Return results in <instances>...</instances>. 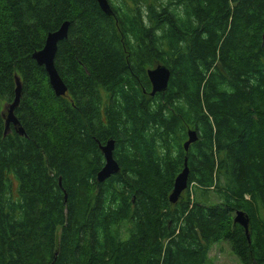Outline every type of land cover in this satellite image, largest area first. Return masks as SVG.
Returning a JSON list of instances; mask_svg holds the SVG:
<instances>
[{"label":"trees","instance_id":"trees-1","mask_svg":"<svg viewBox=\"0 0 264 264\" xmlns=\"http://www.w3.org/2000/svg\"><path fill=\"white\" fill-rule=\"evenodd\" d=\"M106 1L0 0V106L22 84L18 124L0 115V264H206L219 241L264 264V0ZM66 22L47 101L32 55ZM109 140L120 170L98 182Z\"/></svg>","mask_w":264,"mask_h":264},{"label":"water","instance_id":"water-1","mask_svg":"<svg viewBox=\"0 0 264 264\" xmlns=\"http://www.w3.org/2000/svg\"><path fill=\"white\" fill-rule=\"evenodd\" d=\"M101 11L105 15H111V9L106 0H95ZM69 23H63V25L54 33H49L46 37L44 46L41 50L35 52L32 55V58L35 60L38 66L43 67L47 77L49 85L53 90L56 97L63 96L67 88L65 87L64 82L60 78L54 67V58L57 51V44L59 41L64 39L67 35V28ZM147 77L151 85L150 96H155L156 94L163 93L166 91L169 78L170 71L163 65L156 66L152 70L147 71ZM15 97L12 104L8 109V116L6 119V124L10 123L13 125L18 124L17 118L14 116V110L17 108L20 102V92L21 85H19L18 79H16V88H15ZM12 120V122H10ZM18 134H23L22 130L19 129ZM20 132V133H19ZM188 139L183 144L184 151H187L189 146L197 140V135L195 130L188 131ZM114 149V141L109 140L104 145H99V150L103 155V167L97 172V181L103 182L108 179L110 176L119 173V166L113 156ZM188 178H189V169L187 166V160L184 159L183 167L181 172L175 177L173 182V187L168 195V202L170 204H175L180 199L182 193L186 190L188 186ZM232 222L235 225L243 228L247 240L250 242L248 235L249 228V218L242 210H236L234 212V217L232 218Z\"/></svg>","mask_w":264,"mask_h":264},{"label":"rangeland","instance_id":"rangeland-1","mask_svg":"<svg viewBox=\"0 0 264 264\" xmlns=\"http://www.w3.org/2000/svg\"><path fill=\"white\" fill-rule=\"evenodd\" d=\"M51 33H54V32H51ZM66 37H67V35H66ZM66 37L64 39H62L61 41L65 40ZM45 40H46V38H45ZM61 41H59V42H61ZM16 79H18L19 85H22L21 81L19 80V76L17 75V76H15V87H16ZM42 85H43V89H44V93L43 94H48V95H50L52 97L51 99H47V101H51L54 96L56 97V95L54 94L53 90L51 89V86L49 85L48 77H47V82L44 81L42 83ZM12 102H10V103L1 102L0 115H2L5 120L7 119L8 109H9V106L12 104ZM10 122H12V120ZM10 125H11V123H10ZM184 192L182 194H184ZM84 193L88 194L87 191H85ZM212 201L216 202L217 199L213 198ZM233 217H234V215H233ZM206 264H241V262L233 254V252H232V250H231V248H230V246H229V244L227 242L219 241V242H217V243H215L213 245V247L211 248L209 254L207 255Z\"/></svg>","mask_w":264,"mask_h":264},{"label":"crops","instance_id":"crops-1","mask_svg":"<svg viewBox=\"0 0 264 264\" xmlns=\"http://www.w3.org/2000/svg\"><path fill=\"white\" fill-rule=\"evenodd\" d=\"M159 94H160V93H159ZM177 175H178V174H177ZM177 175H176V176H177Z\"/></svg>","mask_w":264,"mask_h":264}]
</instances>
